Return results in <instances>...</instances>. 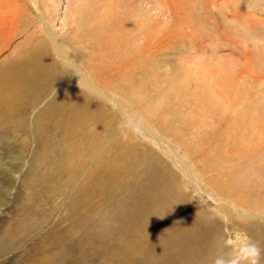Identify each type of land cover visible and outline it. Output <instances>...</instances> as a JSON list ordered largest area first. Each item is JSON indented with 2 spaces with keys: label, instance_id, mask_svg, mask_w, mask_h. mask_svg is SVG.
<instances>
[{
  "label": "rangeland",
  "instance_id": "rangeland-1",
  "mask_svg": "<svg viewBox=\"0 0 264 264\" xmlns=\"http://www.w3.org/2000/svg\"><path fill=\"white\" fill-rule=\"evenodd\" d=\"M6 1L0 0V12L21 3L26 14L15 23L12 12L0 13V264L256 262V251L248 250L252 239L241 226L250 211L237 205L264 213V0H46L47 13H41L39 4L40 12L35 8V0H14L11 7ZM78 12L89 19L81 30L98 31L96 42L84 33L80 37L100 62L96 71L106 69L111 75L103 61L117 48L114 58L121 67L113 69L122 80L116 79L147 98L140 106L143 112L132 105L126 111L119 95L105 97L100 88L99 95L93 89L94 95L86 92L84 71L61 59L57 77L50 61L53 77L43 94L22 89L26 71L18 68L16 58L23 49L13 52L21 40L18 29L37 23L40 30L42 16L61 33L60 26H68ZM106 17L113 20L107 34L99 24ZM31 29L36 31L31 26L26 34ZM51 53L57 57L53 47ZM22 56L25 66L48 60ZM70 80L72 91H84L86 105L98 112L104 110L100 99L110 100L104 101L107 112L113 110L172 173V193L222 225L216 246L223 256L205 238L201 219H179L177 210L159 208L156 198L142 199L137 187L148 190L142 173L146 162L119 140L115 128L103 126L94 113L79 120L65 111L62 88ZM171 127L207 150L211 170L203 169L198 156L185 157L165 131ZM111 155H117L115 173L103 186L99 181L90 186L94 173L106 172L100 157ZM233 176L236 189L228 188ZM105 186L104 192L98 189ZM240 186L250 189L248 196H235ZM223 204L233 213L221 211ZM259 216L264 220V214ZM262 218L254 220L263 223ZM182 229L192 236H182ZM260 240L264 248V238Z\"/></svg>",
  "mask_w": 264,
  "mask_h": 264
},
{
  "label": "bare ground",
  "instance_id": "bare-ground-1",
  "mask_svg": "<svg viewBox=\"0 0 264 264\" xmlns=\"http://www.w3.org/2000/svg\"><path fill=\"white\" fill-rule=\"evenodd\" d=\"M45 2H46V0H35L33 3L35 4V8L38 11L40 9L41 13H43V12H46V10H45L46 7H44V6H46ZM37 4H39L41 6L39 9L36 6ZM6 5L11 7V6L15 5V1L14 0H7ZM15 7H16V9L11 7L10 10H3V11L12 12L13 14H10V16L15 15L13 17H16V19H14V18L13 19L16 23L17 18H19V20L23 19L26 12L24 11L25 8H23V5L21 3H19ZM79 10H81V9H79ZM79 10L77 9V11H79ZM3 11L0 12L2 15L4 14ZM81 12H83V11H81ZM74 13H76V12H74ZM78 14H80V13L78 12L75 15V17L73 16V18L69 22L70 24L68 26H67V24L60 26L61 31H62L61 33L57 32L55 30L56 28L52 24H50L51 22L49 23L47 21L48 19L45 20L42 16L40 19H38V23L41 26L40 30L37 28V27H39L37 25V23H34L33 25L28 24L27 26L24 25L22 31H21V29H18L19 31H17L16 35H18L19 37L21 36V40H19L18 44L14 47L15 50L13 49V52H16L17 50L22 48L23 49L22 54L28 53V54L35 56L38 59H48V60L43 61V62L33 63L31 65L25 66V65H23V63H24L23 56H22V54H19L17 56L16 60L20 62L21 66H18V68H21L23 71H26L24 73L26 80L23 82V80L20 78H15V79L21 80L20 82H23V84H22L24 86V87H22L23 90L28 88L30 90L32 89L37 94H43V91L47 90L48 83L50 82V80L53 77V76H51L50 71H49L50 61L53 63V67H54V71H53L52 75L57 77V76H59V74H58L59 71L57 68L58 67L57 59H61L66 66H69V68H71L73 65L75 67V70L80 71V73L82 71H84V74H82V75L84 77L83 83H84L85 90H87L86 92L93 93L90 90V89H93L97 92V95H99L100 93H98L99 92L98 89L100 88V90L102 89L101 93L105 97L108 96L110 98V96L113 94L119 95L120 98L122 99L123 103H124L125 110L128 112L130 111V110H128L129 109L128 105H132L133 109H138V108H140V106L142 107V105L145 103L144 101H146L147 98H146V100L144 99L145 97L141 98L142 94L139 91H136L137 88H136V90L133 91L134 88L132 89V86L127 87L126 86L127 84L125 82L119 83V80H122V79L119 78L117 74L115 75V70L113 69V67H116V68L121 67V66H119L120 62L116 59V57L114 58V54H115L114 52L117 49L116 47H118V46L115 47L116 49L114 51H112V52L109 51V54H107L106 56L104 55L105 59L103 58L104 61L102 60L103 65L105 64L107 68L109 67V72H111V75L107 74L106 69L103 71H100V70L96 71V68L98 67L97 64H100V62H97V56L96 55L93 56V55H90L91 53H88L89 49L85 47L86 45H82L83 43L81 42L80 37L83 36V33H84L85 36L87 35L89 37V41L96 42V35L98 34V31H94V30L85 31L83 29L81 30L80 26H84L89 19L84 17V16H81L83 13L80 16ZM6 16H8V15L6 14ZM4 19H5V17H4ZM28 22H29V20H28ZM112 22H113V20L111 18L106 17L103 19V22L99 23V24H102L103 27H105V30H103V31H105V34H107L109 25ZM22 23L23 22H21V24ZM21 24H20V26H21ZM14 26H15V24H14ZM31 26L32 27L34 26V28L35 29L37 28L39 31H37V29H36V31L31 29L32 31L30 30L31 32H28L26 34V31L29 30L31 28ZM87 27L89 28V26H87ZM106 27H108V28H106ZM77 33H79V35H77ZM72 37L77 38L80 41L75 40ZM44 38L47 39V41L50 40L52 42V43L49 42L51 45L49 43L45 42ZM116 38H120V36H116ZM132 41H134V39H132ZM116 45H117V43H116ZM155 45H157V44H155ZM158 45H160V44H158ZM51 47H53L54 51L57 54L56 58H53L51 56L52 55ZM107 47L109 49L110 46H107ZM118 48H120V47H118ZM68 53H69V55H68ZM100 54L103 55V51ZM129 54H131V53H129ZM129 54L126 55V58L129 57ZM71 63H72V65H71ZM45 64H46V66H45ZM103 69H104V67H103ZM122 70H124V69H122ZM136 70L137 69H135L134 71H136ZM184 70H186V69H184ZM71 71H72V69H71ZM127 71H128V69H127ZM119 76H122V75H119ZM45 78H46V81H45ZM114 78L115 79L117 78L119 80L116 79V81H115ZM57 79H59V78H57ZM101 79H103L104 81H100ZM154 80H156V79H154ZM43 81L45 82V84L42 83ZM71 81L72 80H70L68 82V85L67 84L63 85V88H62L64 95H65V100L68 101V103L64 102V104H63V106H65V108H66L65 111L70 114L72 119L78 118L79 120L82 118V116L85 113H94L100 119V122L104 124L103 126L115 128L118 132L117 134H118L119 140L122 143H127L128 147L131 150L137 151L139 153V155L141 156V160L146 162V166L143 169L142 173L144 174V176L147 179L148 190L144 189L141 186L137 187L138 192L143 196L142 199L147 198V197L156 198L157 200L155 201V203L159 208L170 207L172 210H177L179 212L177 214L179 219H182V218L183 219L190 218L191 220L201 219L204 222V226H205V229H204L205 238L207 237L209 243L211 244V248L214 251H216V253H218L219 256H223L224 254L222 252H220L218 247L216 246V243H218V241H219L218 240L220 237L219 234L222 232V229H223L222 225L217 221L206 219L204 214L202 212L198 211L196 208H194L189 202H187L185 200V198L183 200L182 198H180L179 195L172 193V191L176 190L175 189V186H176L175 182L172 181L173 180L172 173L170 172V170H168V168L163 163L160 162L159 158L156 157L154 155V153L150 152V150L147 149V146H145L144 143L139 142L135 138V136L132 134L133 132L132 133L130 132V130L124 125L123 121H121V119L114 113L113 110H111L110 112H107L105 105H104V101L111 102L110 100L105 99V97H102L104 99H100L99 104L104 108V110L101 112H98V111H96L95 108H91L90 106L86 105L85 102L87 100V96L85 95L84 91H72L71 84L73 82H71ZM109 83L110 84L117 83V85L115 86L113 84L112 87H108L107 85ZM123 83H124V85H123ZM93 95H94V93H93ZM93 97H95V96H93ZM65 100H63V101H65ZM119 102H121V100H119ZM113 105L120 107L116 103H113ZM149 106L151 107V104ZM149 106H148V108H149ZM163 106H164V104H163ZM155 108H157V106ZM140 109L142 110V108H140ZM146 109H147V105H146L145 110ZM149 110H151V109H149ZM131 112H132V110H131ZM137 112H138V110H137ZM142 112H143V110H142ZM147 112H148V110H147ZM149 114L150 113H148V115ZM140 116H141V114H140ZM143 117H144V115H143ZM170 121L172 122V120H170ZM172 123H174V122H172ZM174 125H173V127H174ZM173 127H171L170 130H166V128H165V131H166V133L171 134L173 137H175V139L178 142V146L182 147V149L184 150L185 157H188L189 159L190 158L193 159V155L198 156L199 159L197 161H199V163L200 162L203 163L202 164L203 169L204 170H207V169L211 170V167H213L214 164H210V161H213V160H212V158L209 157L207 150H203L204 149L203 146L200 145L199 143L197 144V142L194 141L193 137H189V139L191 141H188L189 139L187 140V138H185V134L183 131L178 130L177 128H173ZM159 132L162 133L160 129H159ZM69 134L70 133L65 132L63 134V136H65L66 138L69 139V138H71L69 136ZM252 147H254V146H252ZM248 148L250 149V147H248ZM245 150L246 149H243V151H245ZM237 151H239V150H237ZM225 152H226V150H225ZM116 157H117V155H111L110 159H108V160H105L102 157H100L99 164H100V166H102L106 170V172H103L102 169H100L101 173H99V174L94 173L95 178H94V181L92 182V184L90 186L95 187L97 181L101 182V185L103 186L106 183V181L110 178V176L115 173L117 163H115L113 161V159H115ZM234 158L238 159L239 157H231L230 159L233 160ZM223 159H224V157H223ZM225 160H227V158H225ZM244 163L246 164V162H244ZM68 164L70 167H72L74 163L72 161L68 160ZM76 166L78 167V164H76ZM191 166H192V169L194 170V166L193 165H191ZM231 173H232V170L230 171L229 174H231ZM223 179H225V177ZM230 179H231V181L228 185V188L233 187L236 189L235 183L237 181V178L235 176H233ZM241 187L242 186H240L237 189L238 192L235 196H237L239 198H244V197L249 195L250 189L241 188ZM98 189L101 192H104L106 190V186L98 188ZM257 199H258V197H257ZM160 202H161V204H159ZM240 202H241V200H240ZM253 202H255V201H253ZM230 203H231L232 209H234V212L236 211V213H239V215L242 216V214L239 211H237L235 209V207L233 206L232 199H230ZM262 205H263V203H262ZM237 206H239V208L242 210L246 209V210L242 211L244 213H246L247 211H250L249 213H247V215H246L247 217L245 216L243 219H241V220H244L245 222H244V224L242 223V225L241 224L240 225L242 226L243 229H245L249 233V235L252 239V242L249 245L248 250L250 248H253L251 250V252H252L251 254H255V251H256V262H255V264H264V248H261L262 242L260 240L261 238H264V220L262 217H260V216L258 217V215L260 213L261 214H264V213L259 212L258 210H251L247 206H244L242 204H239ZM227 207H228V205L223 204L221 206V211H223V212L228 211L231 213L232 211H230ZM260 218H262L263 223L262 222L260 223L256 220H254V219H260ZM180 234L184 237H187L188 239L192 236L191 232L189 230H186V229H182L180 231Z\"/></svg>",
  "mask_w": 264,
  "mask_h": 264
},
{
  "label": "clouds",
  "instance_id": "clouds-1",
  "mask_svg": "<svg viewBox=\"0 0 264 264\" xmlns=\"http://www.w3.org/2000/svg\"><path fill=\"white\" fill-rule=\"evenodd\" d=\"M253 264H255V262H253Z\"/></svg>",
  "mask_w": 264,
  "mask_h": 264
}]
</instances>
